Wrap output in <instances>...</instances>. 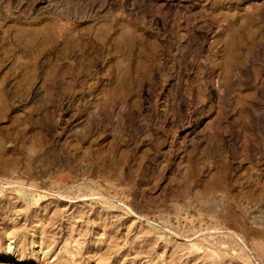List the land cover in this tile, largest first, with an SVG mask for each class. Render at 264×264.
<instances>
[{
	"label": "rangeland",
	"instance_id": "rangeland-1",
	"mask_svg": "<svg viewBox=\"0 0 264 264\" xmlns=\"http://www.w3.org/2000/svg\"><path fill=\"white\" fill-rule=\"evenodd\" d=\"M0 264H264V0H0Z\"/></svg>",
	"mask_w": 264,
	"mask_h": 264
}]
</instances>
